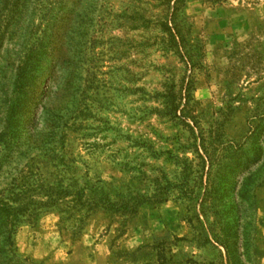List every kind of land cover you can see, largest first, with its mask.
<instances>
[{
	"label": "rangeland",
	"instance_id": "obj_1",
	"mask_svg": "<svg viewBox=\"0 0 264 264\" xmlns=\"http://www.w3.org/2000/svg\"><path fill=\"white\" fill-rule=\"evenodd\" d=\"M0 202V264H264V0H0Z\"/></svg>",
	"mask_w": 264,
	"mask_h": 264
},
{
	"label": "trees",
	"instance_id": "obj_2",
	"mask_svg": "<svg viewBox=\"0 0 264 264\" xmlns=\"http://www.w3.org/2000/svg\"><path fill=\"white\" fill-rule=\"evenodd\" d=\"M56 71V70H55ZM55 74V73H54ZM4 205V204H3ZM0 206H2V203L0 202ZM6 206V205H5ZM6 209H7V211H10V210H12L13 209V207H11V206H6Z\"/></svg>",
	"mask_w": 264,
	"mask_h": 264
}]
</instances>
